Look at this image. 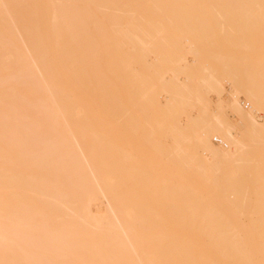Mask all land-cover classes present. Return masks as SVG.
I'll return each instance as SVG.
<instances>
[{"label":"bare ground","instance_id":"6f19581e","mask_svg":"<svg viewBox=\"0 0 264 264\" xmlns=\"http://www.w3.org/2000/svg\"><path fill=\"white\" fill-rule=\"evenodd\" d=\"M0 264H264V0H0Z\"/></svg>","mask_w":264,"mask_h":264},{"label":"rangeland","instance_id":"374dc122","mask_svg":"<svg viewBox=\"0 0 264 264\" xmlns=\"http://www.w3.org/2000/svg\"><path fill=\"white\" fill-rule=\"evenodd\" d=\"M93 29H94V25H93V23H90L89 24V30L92 32L93 31ZM184 46H185V43L183 44ZM224 86H225V88L226 89H228V84L227 83H225L224 84ZM213 98V97H212ZM160 102L161 103H164V99H160ZM245 109L247 110V107H245ZM249 109V108H248ZM197 134H199V131L197 132ZM212 144L213 145H217L218 143H215L214 142V139L212 140ZM103 200H101V199H97L95 202H96V204L94 203V210H96L97 212H99V213H104V211H105V202L103 203L102 202ZM102 203V204H101Z\"/></svg>","mask_w":264,"mask_h":264},{"label":"built area","instance_id":"2783aa9c","mask_svg":"<svg viewBox=\"0 0 264 264\" xmlns=\"http://www.w3.org/2000/svg\"><path fill=\"white\" fill-rule=\"evenodd\" d=\"M214 142L216 143V142H218L216 139H214Z\"/></svg>","mask_w":264,"mask_h":264}]
</instances>
